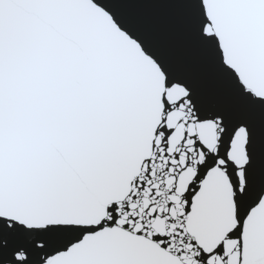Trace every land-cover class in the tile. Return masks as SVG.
I'll return each instance as SVG.
<instances>
[{"label":"snow or ice","instance_id":"snow-or-ice-1","mask_svg":"<svg viewBox=\"0 0 264 264\" xmlns=\"http://www.w3.org/2000/svg\"><path fill=\"white\" fill-rule=\"evenodd\" d=\"M0 264H264V0H0Z\"/></svg>","mask_w":264,"mask_h":264}]
</instances>
